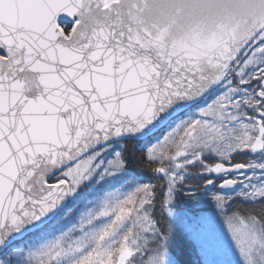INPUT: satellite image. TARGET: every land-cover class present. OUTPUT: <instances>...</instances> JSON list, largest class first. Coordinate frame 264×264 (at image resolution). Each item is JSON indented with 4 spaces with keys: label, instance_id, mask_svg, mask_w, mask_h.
Wrapping results in <instances>:
<instances>
[{
    "label": "snow or ice",
    "instance_id": "snow-or-ice-1",
    "mask_svg": "<svg viewBox=\"0 0 264 264\" xmlns=\"http://www.w3.org/2000/svg\"><path fill=\"white\" fill-rule=\"evenodd\" d=\"M247 7L250 25L185 46L123 0H0V264H186L174 228L195 264H264V0ZM129 141L151 181L22 242L126 173Z\"/></svg>",
    "mask_w": 264,
    "mask_h": 264
},
{
    "label": "water",
    "instance_id": "water-1",
    "mask_svg": "<svg viewBox=\"0 0 264 264\" xmlns=\"http://www.w3.org/2000/svg\"><path fill=\"white\" fill-rule=\"evenodd\" d=\"M123 2L139 22L163 30L177 45L188 46L201 42L222 27L242 29L253 22L247 0H123ZM58 173L60 171L50 173L47 181ZM56 184L58 183L51 185ZM69 198L44 221V224L65 206ZM33 231L28 230L23 236Z\"/></svg>",
    "mask_w": 264,
    "mask_h": 264
},
{
    "label": "trees",
    "instance_id": "trees-1",
    "mask_svg": "<svg viewBox=\"0 0 264 264\" xmlns=\"http://www.w3.org/2000/svg\"><path fill=\"white\" fill-rule=\"evenodd\" d=\"M201 102V101H200ZM198 102V103H200ZM197 105L195 104L191 108L188 109L189 112L193 111ZM140 142L137 141H129L128 142V168L127 172L124 173L120 177H106L104 179H100L99 177H94L92 181H89L83 187L79 189V191L72 195L70 200L67 202L65 207L58 212L46 225L51 224L53 221H58L56 228L52 229H41L39 231H34L32 233L27 234L22 242L25 244H37L43 238L42 233L46 235H52L58 228L69 226L75 223L79 217V215L86 210L87 207H90L91 204L95 203L99 198L103 197L105 193L112 191L116 188H119L123 183L124 178L126 176H135L144 182H149L153 177L150 172L142 167L139 163L137 157L140 156ZM62 175L56 174L50 179L51 183H56ZM241 207H251L250 205H241ZM70 208H75V211L68 217V219L64 221H60V217L63 216L66 210ZM210 207L204 208V210ZM182 210V205L180 206ZM103 222V221H101ZM170 245L173 250L180 251L183 255V258L186 264H195L196 256L189 247V245L184 241L183 237L180 236L179 232L174 228L170 238Z\"/></svg>",
    "mask_w": 264,
    "mask_h": 264
},
{
    "label": "rangeland",
    "instance_id": "rangeland-1",
    "mask_svg": "<svg viewBox=\"0 0 264 264\" xmlns=\"http://www.w3.org/2000/svg\"><path fill=\"white\" fill-rule=\"evenodd\" d=\"M202 103H203V101H201L199 104H202ZM194 110H195V108H194ZM194 110H193V111H194ZM193 111H191V112H193ZM65 170H66V169H65ZM60 174L62 175V172H60ZM151 177H152V176H151ZM93 178H94V177H93ZM105 178H106V177H105ZM68 179L70 180V177H69ZM103 179H104V178H103ZM92 180H93V179H91L90 181H92ZM101 180H102V179H101ZM88 182H89V181H88ZM88 182H86V183H88ZM86 183L82 184L81 187H83V185H85ZM81 187H80V188H81ZM78 191H79V190H78ZM69 200H70V199H69ZM64 207H65V206H64ZM64 207H63V208H64ZM63 208H62V209H63ZM205 208H206V207H205ZM62 209H61V210H62ZM61 210H60V211H61ZM60 211H59V212H60ZM200 211L211 212V211H213V209H211V208H208V209H206V210L201 209ZM57 214H58V212H57ZM31 233H32V232H31ZM28 234H29V233H28ZM26 235H27V234H26ZM26 235H25V236H26ZM25 236H23L21 239H23ZM212 251H213V249L209 246V253H211Z\"/></svg>",
    "mask_w": 264,
    "mask_h": 264
},
{
    "label": "bare ground",
    "instance_id": "bare-ground-1",
    "mask_svg": "<svg viewBox=\"0 0 264 264\" xmlns=\"http://www.w3.org/2000/svg\"><path fill=\"white\" fill-rule=\"evenodd\" d=\"M47 183H48V184H55V183H51V182H50V180H49V181H47Z\"/></svg>",
    "mask_w": 264,
    "mask_h": 264
}]
</instances>
